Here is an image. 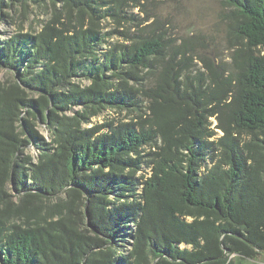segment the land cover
<instances>
[{"label":"trees","instance_id":"1","mask_svg":"<svg viewBox=\"0 0 264 264\" xmlns=\"http://www.w3.org/2000/svg\"><path fill=\"white\" fill-rule=\"evenodd\" d=\"M222 2L240 47L192 71L193 40L122 26L140 0H0L50 15L0 42V264L264 257V0Z\"/></svg>","mask_w":264,"mask_h":264},{"label":"rangeland","instance_id":"2","mask_svg":"<svg viewBox=\"0 0 264 264\" xmlns=\"http://www.w3.org/2000/svg\"><path fill=\"white\" fill-rule=\"evenodd\" d=\"M47 8L49 9L50 6ZM21 10L22 8L19 12L16 9L12 10L9 18L0 13V42L11 39L17 34L40 32L45 22L50 19V15L45 13L47 11L37 6L30 5L22 15ZM230 11L231 8L226 7L222 0H140L139 6L126 9L124 15L125 18L127 16V20L122 26L131 28L128 21L129 17H132L136 24L131 28L133 32H140L145 36L150 34L161 36L174 47L193 40L197 51L189 54L191 70L204 71L205 62L213 63L223 70L230 66L232 51L240 47L236 39L229 37V22L224 18V14ZM101 26L106 34L117 28L114 20L103 22ZM118 28L117 30H126ZM118 39L120 37L110 39V41L114 43ZM261 53L264 56V49ZM177 60L180 61L181 56ZM86 83L85 81L84 84ZM124 116L126 113L122 114V118ZM211 121L212 128H216L217 121L215 119ZM103 122L104 118H98L87 127ZM39 130L46 139L49 138L46 125L40 123ZM26 154H30L36 160L35 149H28ZM143 173L144 171H141L138 177ZM248 264H264V257H259Z\"/></svg>","mask_w":264,"mask_h":264},{"label":"water","instance_id":"3","mask_svg":"<svg viewBox=\"0 0 264 264\" xmlns=\"http://www.w3.org/2000/svg\"><path fill=\"white\" fill-rule=\"evenodd\" d=\"M17 78L19 79V77L17 76Z\"/></svg>","mask_w":264,"mask_h":264}]
</instances>
